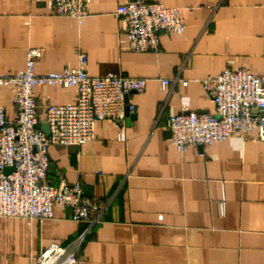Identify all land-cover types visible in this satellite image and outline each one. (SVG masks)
Listing matches in <instances>:
<instances>
[{"label": "crops", "instance_id": "0c3cea01", "mask_svg": "<svg viewBox=\"0 0 264 264\" xmlns=\"http://www.w3.org/2000/svg\"><path fill=\"white\" fill-rule=\"evenodd\" d=\"M125 1L92 0L79 19L57 15L52 0H0V75L24 69L37 48L38 72L76 67L85 52L92 75L147 78L124 120L98 121L82 146L49 147V181L80 180L103 205L100 220L79 223L58 205L51 219L5 217L0 264H34L51 242L83 231L79 264H264V141L236 134L181 152L169 122L182 107L215 112L204 78L228 67L264 71V0H156L182 8L187 28L142 52L128 47L117 14ZM36 92L42 116L77 93L50 84ZM0 105L15 115L8 85L0 84Z\"/></svg>", "mask_w": 264, "mask_h": 264}, {"label": "built area", "instance_id": "2783aa9c", "mask_svg": "<svg viewBox=\"0 0 264 264\" xmlns=\"http://www.w3.org/2000/svg\"><path fill=\"white\" fill-rule=\"evenodd\" d=\"M57 15L81 19L92 0H52ZM122 29L132 51H157L162 34H181L187 24L182 8L156 0H127L117 9ZM41 50L28 52L26 67L0 75V84L13 93L15 115L0 105V220L23 217L29 220L55 217V206L72 209V218L91 225L100 220L103 205L85 193L80 180L62 178L59 185L49 181L51 145L82 146L96 136L100 120H124L136 106L128 101L133 92L146 88L147 78L109 72L92 75L88 56L79 55L76 67L38 72L36 59ZM163 85L170 81L163 79ZM42 84L76 88L74 101L49 103L39 113L36 89ZM182 84H188L183 80ZM204 91L215 103V112L199 113L182 107L170 119L173 143L185 152L193 146L212 144L236 134L264 141V71L254 74L246 67L226 68L202 80ZM47 122L50 134L43 129ZM122 130L120 135L122 136ZM7 167H13L6 171ZM84 237L68 244L51 242L34 264H79L78 250Z\"/></svg>", "mask_w": 264, "mask_h": 264}, {"label": "water", "instance_id": "95a60500", "mask_svg": "<svg viewBox=\"0 0 264 264\" xmlns=\"http://www.w3.org/2000/svg\"><path fill=\"white\" fill-rule=\"evenodd\" d=\"M43 129L46 131V133L47 134H50V128H49V124L47 123V122H45L44 124H43ZM53 164H52V168H53ZM13 169V167H7L6 168V171H11Z\"/></svg>", "mask_w": 264, "mask_h": 264}]
</instances>
